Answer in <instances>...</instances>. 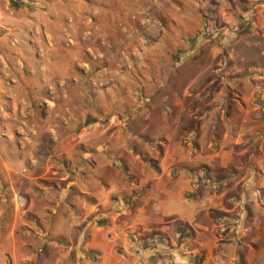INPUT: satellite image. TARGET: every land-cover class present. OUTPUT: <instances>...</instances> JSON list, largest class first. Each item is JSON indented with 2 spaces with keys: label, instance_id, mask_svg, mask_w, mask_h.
Instances as JSON below:
<instances>
[{
  "label": "crops",
  "instance_id": "1",
  "mask_svg": "<svg viewBox=\"0 0 264 264\" xmlns=\"http://www.w3.org/2000/svg\"><path fill=\"white\" fill-rule=\"evenodd\" d=\"M198 1L160 2L164 31L148 47L118 23L148 22L153 0H0V73L48 89L21 101H81L78 71L117 67L110 48L139 46L145 61L128 64L163 69L164 38L178 41L172 75L149 79L137 109L80 132L88 152L77 170L53 173L42 196L22 194L26 208H0V264H264V1L204 0L230 29L187 51L180 39L197 34V8L172 26L167 5ZM221 62L228 78L211 76Z\"/></svg>",
  "mask_w": 264,
  "mask_h": 264
},
{
  "label": "rangeland",
  "instance_id": "2",
  "mask_svg": "<svg viewBox=\"0 0 264 264\" xmlns=\"http://www.w3.org/2000/svg\"><path fill=\"white\" fill-rule=\"evenodd\" d=\"M163 1L153 0V6L142 14L144 20L148 22L138 26L134 18L130 23V29L124 27L122 23H118V28L126 32L129 30L134 35L139 33V38H143L141 42L139 41L142 46L147 44L148 47H152L158 41L159 30L164 31L162 19L159 20L158 16L160 10H156L158 4ZM249 1L230 6L231 13L236 10L237 5L240 10H248L254 4L264 0H252L250 2L254 4L251 6L248 5ZM198 2L197 6L185 2L180 7L173 5V2L167 5L168 19L170 18L173 22L172 26L175 25L173 19H178L180 13L183 17H190L191 11L194 12L197 8L199 15L197 34L186 38L183 36L180 39L187 51L201 37L206 40L207 35L212 31L220 33L221 29L230 27V22L220 24L212 18L213 11L214 14L222 13L219 6L213 8V5L206 4L204 0ZM178 8L181 12L176 10ZM232 18L236 19L237 24L241 21V18L239 20L235 15ZM168 19H165L167 28L171 24L167 22ZM246 27H250V24ZM246 27L242 29L245 31ZM223 37V35L214 37L217 46H220ZM164 39L167 52L161 58L165 61L163 69L128 64L133 60L137 64L143 63L146 57L142 56L143 52L139 46L129 48V45L125 43L110 48L113 53H116L114 56L119 63L117 67L109 69L107 65H99L93 70L80 68L77 76L84 84L81 90V97L84 99H80L81 101L76 99L70 102L58 99L21 101L20 95H24L25 92L30 93L31 88L32 95L34 92L43 93V91V96L47 95V86L41 88L37 84L33 86L28 84V86L19 87L9 82L16 77L15 70L11 68L6 70V75L0 73V79L6 78V81L1 80V82L7 84L0 85V208L7 207L9 212L14 211L16 206L26 208L28 203L21 197L22 194L25 197H28V193L42 196L49 192L51 183L49 179L52 178L53 173L57 175L63 172L72 173L73 169L77 170L82 165L79 159L88 152L79 142L84 128L105 129L110 122L112 124L123 122L127 114H130L129 111L137 109L146 93L147 85L152 84L147 83L149 79L156 82V85L158 81H164L172 75L178 51L172 50L170 45L172 42L178 44V41L177 37ZM65 41L68 45L72 44L71 37L68 35L65 36ZM12 43H14L13 46ZM7 45L9 49L16 50L22 44L15 36H8ZM225 71L226 67L221 62L211 70V76L218 79L228 78ZM33 183L34 191L31 190ZM11 216L13 218V215Z\"/></svg>",
  "mask_w": 264,
  "mask_h": 264
},
{
  "label": "built area",
  "instance_id": "3",
  "mask_svg": "<svg viewBox=\"0 0 264 264\" xmlns=\"http://www.w3.org/2000/svg\"><path fill=\"white\" fill-rule=\"evenodd\" d=\"M14 45V43H12V46Z\"/></svg>",
  "mask_w": 264,
  "mask_h": 264
},
{
  "label": "trees",
  "instance_id": "4",
  "mask_svg": "<svg viewBox=\"0 0 264 264\" xmlns=\"http://www.w3.org/2000/svg\"><path fill=\"white\" fill-rule=\"evenodd\" d=\"M13 5V4H12Z\"/></svg>",
  "mask_w": 264,
  "mask_h": 264
}]
</instances>
